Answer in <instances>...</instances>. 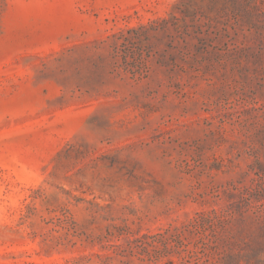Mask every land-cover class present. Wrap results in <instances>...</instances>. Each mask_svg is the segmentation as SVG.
Listing matches in <instances>:
<instances>
[{"label":"rangeland","instance_id":"374dc122","mask_svg":"<svg viewBox=\"0 0 264 264\" xmlns=\"http://www.w3.org/2000/svg\"><path fill=\"white\" fill-rule=\"evenodd\" d=\"M0 264H264V0H0Z\"/></svg>","mask_w":264,"mask_h":264}]
</instances>
